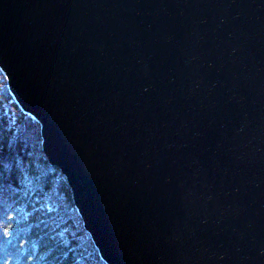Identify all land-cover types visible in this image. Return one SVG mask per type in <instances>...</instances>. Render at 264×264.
I'll list each match as a JSON object with an SVG mask.
<instances>
[{
  "label": "water",
  "instance_id": "obj_1",
  "mask_svg": "<svg viewBox=\"0 0 264 264\" xmlns=\"http://www.w3.org/2000/svg\"><path fill=\"white\" fill-rule=\"evenodd\" d=\"M0 70L107 264H264V0H0Z\"/></svg>",
  "mask_w": 264,
  "mask_h": 264
},
{
  "label": "trees",
  "instance_id": "obj_2",
  "mask_svg": "<svg viewBox=\"0 0 264 264\" xmlns=\"http://www.w3.org/2000/svg\"><path fill=\"white\" fill-rule=\"evenodd\" d=\"M40 155V156H39ZM0 264H107L0 70Z\"/></svg>",
  "mask_w": 264,
  "mask_h": 264
},
{
  "label": "rangeland",
  "instance_id": "obj_3",
  "mask_svg": "<svg viewBox=\"0 0 264 264\" xmlns=\"http://www.w3.org/2000/svg\"><path fill=\"white\" fill-rule=\"evenodd\" d=\"M40 156V155H39Z\"/></svg>",
  "mask_w": 264,
  "mask_h": 264
}]
</instances>
